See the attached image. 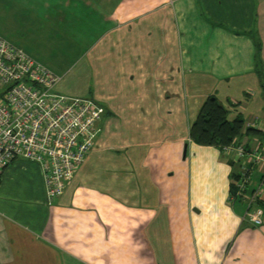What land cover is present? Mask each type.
Masks as SVG:
<instances>
[{
	"label": "crops",
	"instance_id": "1",
	"mask_svg": "<svg viewBox=\"0 0 264 264\" xmlns=\"http://www.w3.org/2000/svg\"><path fill=\"white\" fill-rule=\"evenodd\" d=\"M3 14L0 35L105 113L53 200L38 163L4 169L0 264H264V222L230 201L236 152L190 136L210 96L264 125V0H0ZM251 128L234 146L264 139Z\"/></svg>",
	"mask_w": 264,
	"mask_h": 264
},
{
	"label": "built area",
	"instance_id": "2",
	"mask_svg": "<svg viewBox=\"0 0 264 264\" xmlns=\"http://www.w3.org/2000/svg\"><path fill=\"white\" fill-rule=\"evenodd\" d=\"M62 77L22 48L0 35V176L16 159L36 162L45 175L49 201L60 196L67 182L85 161L94 146L97 122L105 107L89 96H75L59 91ZM248 127L264 125L248 122ZM236 140L224 146L234 150L240 161L237 190L230 201H243L244 221L256 226L264 222V139L254 141L249 150ZM255 164L262 168L261 183L249 190Z\"/></svg>",
	"mask_w": 264,
	"mask_h": 264
},
{
	"label": "trees",
	"instance_id": "3",
	"mask_svg": "<svg viewBox=\"0 0 264 264\" xmlns=\"http://www.w3.org/2000/svg\"><path fill=\"white\" fill-rule=\"evenodd\" d=\"M264 81V75L261 73ZM229 110L216 96H210L203 103L200 112L192 124L190 130L191 138L198 144L208 146L224 147L230 145L234 140L242 135L244 129V119L237 116L230 120ZM251 127L246 132H251Z\"/></svg>",
	"mask_w": 264,
	"mask_h": 264
},
{
	"label": "rangeland",
	"instance_id": "4",
	"mask_svg": "<svg viewBox=\"0 0 264 264\" xmlns=\"http://www.w3.org/2000/svg\"><path fill=\"white\" fill-rule=\"evenodd\" d=\"M4 16V14L0 17V28H2V23H3V20H2V17ZM4 88V86H2V83L0 81V91ZM61 91V90H59ZM62 93H64L63 91H61Z\"/></svg>",
	"mask_w": 264,
	"mask_h": 264
}]
</instances>
